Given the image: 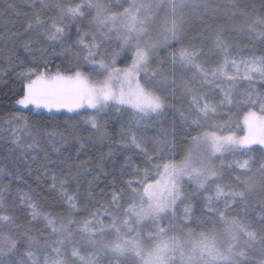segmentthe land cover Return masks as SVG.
Here are the masks:
<instances>
[{"label":"snow or ice","instance_id":"obj_1","mask_svg":"<svg viewBox=\"0 0 264 264\" xmlns=\"http://www.w3.org/2000/svg\"><path fill=\"white\" fill-rule=\"evenodd\" d=\"M123 2L128 6L32 0L24 33L0 34L5 43L21 41L32 65H19L24 94L18 105L90 111L84 123L101 143L114 140L101 122L106 110L130 114L116 134L119 140L97 161L77 160L67 165L63 178L52 175L51 190L66 202L57 205L64 212L43 210L28 192L9 209L3 199L7 188L0 187V229H8L0 231V264H264V147L256 149L260 160L249 156L253 145L264 146V91L259 90L264 89V54L233 55V34L247 33L250 42L264 45V2L259 9L242 0ZM52 11L56 15H48ZM161 11L163 22L156 28ZM222 17L229 23L218 22ZM127 50H132L131 63L120 67ZM53 59L63 67L53 70ZM233 110L238 118L242 113L244 135L232 131ZM12 121L28 128L23 116ZM193 126L215 130L191 136ZM47 135L63 144L70 136L78 154L93 143L75 128L68 135L56 130ZM29 136L30 144L18 136L14 141L24 153L38 147L36 136ZM181 136H188V146L177 161ZM114 147L135 152L141 163L124 156L120 175L129 176L124 186L108 185L111 192L97 193L99 177L106 176L102 165L115 155ZM226 155L246 158L225 163ZM232 172L240 174L227 182ZM0 173L13 175L5 166ZM73 181L78 188L87 184L82 194H69ZM82 211L87 216L75 219ZM88 248L92 251L82 255Z\"/></svg>","mask_w":264,"mask_h":264},{"label":"trees","instance_id":"obj_2","mask_svg":"<svg viewBox=\"0 0 264 264\" xmlns=\"http://www.w3.org/2000/svg\"><path fill=\"white\" fill-rule=\"evenodd\" d=\"M64 3H75L79 0H63ZM104 3L108 4H118L122 3L123 0H102ZM221 4L227 3V0H219ZM242 2H247L249 4H254L257 9L264 0H242ZM13 4L15 8H9L8 5ZM32 0H0V34H11V33H24L25 27L32 18L33 8L31 7ZM126 3L123 4L125 7ZM114 11H121L122 9L114 8ZM48 15H56L55 11L49 12ZM226 21L225 17H222L220 21L224 23ZM229 23V21H227ZM34 35V34H33ZM28 39L27 36L24 37ZM75 38V37H73ZM233 42L236 46L237 51H234L233 55L237 59H246L252 55L259 56L264 54V45L259 42H250L247 33L233 34ZM11 59H9L10 50H13ZM21 41L16 40L12 42L5 43L0 40V166H5L8 172L13 173L9 177L6 173H0V187L7 188L4 194L5 207L9 209L17 208L19 206V194L28 192L34 194L33 198L40 204L41 208L45 211H52L54 213L64 212V207L57 205H65L66 202L59 199L58 193H54L51 190L52 175L55 174L63 178V173L67 171V165L75 163L77 160H92L97 161L98 157L102 153H107L109 151V143L115 144L119 140V136L116 135L119 132L120 125L124 124L127 126V122L130 119V114L126 112H121L119 115L116 114L115 109L106 110L109 115L104 116L102 123L106 124V132L114 136L113 141L100 142L97 140L96 136L92 134L90 125L84 123L85 118L92 115L90 111L80 110L79 114L74 112H68L66 109H61L59 111L53 110L49 112L47 109H37L34 106L29 105L27 108L18 105L16 102L20 99L23 94V83L24 81L18 77L17 73L22 71L19 65L24 62L25 67H29L26 63V53L20 46ZM112 48L117 47L115 42H113ZM174 47H179V45H174ZM248 49V50H245ZM111 50V48H109ZM132 50H127L126 53L122 54L123 59L118 60V66L122 67L128 64L131 60ZM167 53L161 52L160 55H166ZM211 66L215 65V62H210ZM61 64V61L53 59L50 67L55 70L56 66ZM231 71V69H229ZM243 71V69H242ZM247 85L242 84L241 90ZM257 88L259 89V82L257 83ZM264 91V89H259ZM174 102V101H170ZM178 107L180 105H177ZM187 107V105H184ZM237 110H233V127L232 131L236 132L238 135H243L244 126L242 123V113H240L239 118L236 114ZM14 116H23L28 121V128L23 127L22 121H12ZM213 121H209L208 124H212ZM239 124L240 127L237 128L235 125ZM170 127L171 125H166ZM75 128L78 134L83 137H92V142L97 146L93 147V143L86 145L85 149L81 153H77L76 148L78 144L71 139L69 136L68 144H63L62 142H57L50 140L47 133L56 130L63 131L68 135V130ZM15 130V131H14ZM215 129L205 126L204 128H192L188 129V133L191 136H195L203 131H214ZM29 132L33 136H36L38 140V147L35 151L24 153L14 144L17 136L20 138V142L24 145L32 143V138L29 136ZM154 133L150 131L148 135H153ZM226 134V133H224ZM188 136H181L178 138L177 148L175 150V159L177 161L181 160L184 154V149L187 145ZM74 145V146H73ZM55 148H60L59 153L54 152ZM262 146L253 145L254 151L249 153V156L255 157L257 160L261 159L260 149ZM66 149V150H65ZM113 151L115 155L111 159L106 158V162L102 165L105 175H101L98 180V187L96 192L99 193L101 189L111 192L112 189L108 185H115L116 187H123L122 181L129 179L127 175H120L121 165H123L124 156L133 157V162L136 164L141 163L140 157L133 151H123L120 147H114ZM5 157L7 159L5 160ZM71 157V159H69ZM243 156H232L226 155L225 163L231 162L234 159H244ZM220 161L216 160V164ZM64 165V167H60ZM95 167V164L92 165ZM143 166V165H142ZM17 174L19 178H17ZM240 174L239 172H232L226 175L225 180L230 182L229 177ZM91 177H89L90 179ZM87 188V184H84L83 188H78L77 182L73 181L67 186V191L69 194H76L79 191L81 194ZM100 197L97 196V199ZM258 198V197H257ZM80 207L83 209L84 204L82 203ZM91 210V209H89ZM20 215L19 213H15ZM199 214V213H197ZM87 216L86 212H81L79 216L75 219H83ZM27 226L25 220H20ZM74 229L76 225L72 226ZM189 227L195 229L196 231H201L202 229L197 228L195 224L189 225ZM211 227V225H208ZM217 228L221 226L216 225ZM148 229L146 228L145 231ZM4 233L8 232L7 228L0 229ZM113 237L109 236L108 239ZM71 248V245L69 246ZM92 249L88 248L82 251V255H87Z\"/></svg>","mask_w":264,"mask_h":264},{"label":"rangeland","instance_id":"obj_3","mask_svg":"<svg viewBox=\"0 0 264 264\" xmlns=\"http://www.w3.org/2000/svg\"><path fill=\"white\" fill-rule=\"evenodd\" d=\"M129 2H130V0H129ZM220 3H222V2H220ZM123 4H125V3L123 2ZM127 6H128V5H127V3H126L125 7H127ZM163 16H164V12L161 11V12L159 13V18H158V20H157V24H156L154 27L159 28V27L162 25V22H163ZM227 21H228V20H227V18H226V21H225L224 23H225V24H228ZM131 53H132V52H131ZM129 63H131V60H130ZM122 67H124V66H122ZM245 131H246V128H244V133H245ZM244 133H243V135H244ZM262 147H264V146H262ZM215 163H216V161H215ZM177 260H178V258H177Z\"/></svg>","mask_w":264,"mask_h":264}]
</instances>
